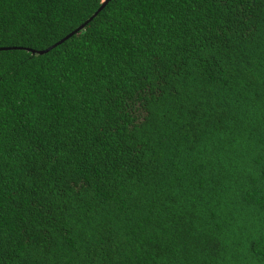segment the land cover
I'll return each mask as SVG.
<instances>
[{
  "label": "trees",
  "instance_id": "obj_1",
  "mask_svg": "<svg viewBox=\"0 0 264 264\" xmlns=\"http://www.w3.org/2000/svg\"><path fill=\"white\" fill-rule=\"evenodd\" d=\"M101 5L0 0V264H264V0Z\"/></svg>",
  "mask_w": 264,
  "mask_h": 264
},
{
  "label": "snow or ice",
  "instance_id": "obj_2",
  "mask_svg": "<svg viewBox=\"0 0 264 264\" xmlns=\"http://www.w3.org/2000/svg\"><path fill=\"white\" fill-rule=\"evenodd\" d=\"M102 4L105 5V0H101ZM111 3L113 5V8H115L117 5H120L122 3V0H107L106 6ZM105 6V7H106ZM103 10V9H101ZM98 15V13H97ZM102 28L105 31V33L108 32V30L113 29V30H119L121 28V25L119 23L118 20H114L111 16V10L108 14H106V17L104 18V21L102 22ZM28 37L29 38H35V39H39L38 36H33V32L30 30L28 32ZM15 39V37H12L8 34H4L2 32H0V40H13ZM82 40L87 42V44L89 45L87 52L93 56L98 55L99 53H97L94 48L93 45H95L96 48H99V45L95 44V41L93 39L90 38L89 34H85L82 37ZM23 42V41H20ZM75 48L77 49V51L74 52H66L64 54V59L68 60L70 58H76L77 56L83 54V50L80 48V45L77 44L75 45ZM133 71H135V69H133ZM5 76V72L4 71H0V81H2L4 79ZM148 76L149 74L147 72H144L143 74V80H148ZM153 94H159V93H153L151 86L149 85L148 91L142 94H138V96H142L143 99L140 101V106L143 107L144 105H146L148 103V99L147 97L153 95ZM143 121H146L148 115H150L149 112L145 111L143 114ZM3 113H2V109H0V154L4 153V148H5V144L7 143L5 136H4V121H3ZM33 123H35V121H33ZM133 127H135V125H133ZM49 136H51L52 134L49 133ZM78 147V146H77ZM75 151H72L71 153H68L65 149L64 145H61L58 148H54L52 151L50 152H45V154L43 155L42 159L44 161V163L48 166V167H52L54 164H61L62 160L70 165H75ZM87 181H85L86 183ZM79 187H83V184L79 185ZM0 188H2V185H0ZM0 199H2V197H0ZM36 208L39 210L40 209V204L39 202H37V204L35 205ZM0 208H2V204H0ZM3 251V248H0V252Z\"/></svg>",
  "mask_w": 264,
  "mask_h": 264
},
{
  "label": "water",
  "instance_id": "obj_3",
  "mask_svg": "<svg viewBox=\"0 0 264 264\" xmlns=\"http://www.w3.org/2000/svg\"><path fill=\"white\" fill-rule=\"evenodd\" d=\"M106 3H107V0H105V5H106ZM105 5H101L100 6V8L98 9V11L97 12H95V14L93 15V16H91V18H89L86 22H84L82 25H80L78 28H76L73 32H71L70 34H68L65 38H63L62 40H60L59 42H57L56 44H54V46H56L57 44H60V43H62L63 41H65L66 39H68L69 37H71L74 33H77V32H79L80 30H82L84 27H85V25L94 17V16H96L97 15V13H99V11L105 6ZM54 46H52V47H49V48H47V49H45V50H39V51H37V50H32L34 53L35 52H39V53H44V52H48L50 49H52ZM0 49H9V47H6V48H0Z\"/></svg>",
  "mask_w": 264,
  "mask_h": 264
}]
</instances>
